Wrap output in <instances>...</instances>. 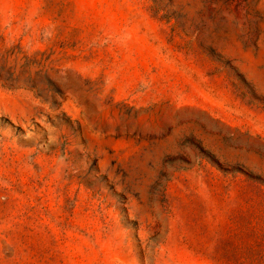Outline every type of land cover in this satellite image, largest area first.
<instances>
[{
	"label": "rangeland",
	"instance_id": "1",
	"mask_svg": "<svg viewBox=\"0 0 264 264\" xmlns=\"http://www.w3.org/2000/svg\"><path fill=\"white\" fill-rule=\"evenodd\" d=\"M0 264H264V0H0Z\"/></svg>",
	"mask_w": 264,
	"mask_h": 264
}]
</instances>
